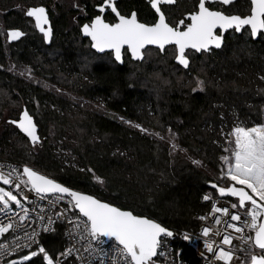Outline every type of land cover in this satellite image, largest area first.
Masks as SVG:
<instances>
[{
    "label": "trees",
    "instance_id": "obj_1",
    "mask_svg": "<svg viewBox=\"0 0 264 264\" xmlns=\"http://www.w3.org/2000/svg\"><path fill=\"white\" fill-rule=\"evenodd\" d=\"M39 2L51 5L54 0H0V6L7 10L4 13L6 24L23 23V11L17 9L16 4L28 7ZM99 2L66 0L64 4L62 0L56 1L52 12L55 35L50 45L35 32L15 43L5 41L0 33V65H3L0 68V160L18 166L27 163L67 186L158 218L175 233L187 231L191 239H177L175 243L187 264H202V256L193 245L200 228L195 216L210 207V202L202 200L204 194L219 195L208 181L222 185L217 181L221 168L218 158L228 146L223 138L213 143L219 135V113L223 110L226 114L225 132L231 130L228 125L233 121V113L241 120L248 118V126L262 122L260 106L264 105V93L258 94V90L264 88V84L259 82L258 75L264 74L261 72L264 69V37L250 39L248 33L244 36L229 34L223 52L196 59L195 66L205 67L209 77L229 85L235 81L238 86L225 87L222 93L211 89L210 95L191 93L190 86H186L191 77L172 56L166 66L157 63L155 58L139 63L128 54L123 64H110L102 59L93 61L92 57L98 56V52L88 47L89 38H84L78 25L100 14L95 8ZM73 3H79L82 10L74 8ZM117 3L122 13L135 9L142 21L153 19L154 10L147 0H117ZM191 4L181 0L179 10L190 9ZM105 16L108 21H115L110 10ZM73 17H76L75 22ZM245 43L254 54L233 58V51ZM151 49L156 50L155 47ZM168 54L169 50L167 57ZM204 60L207 63L201 65ZM23 65H29L45 78L56 80L80 98L74 99L63 91L46 88L20 76L17 68ZM153 73H159L161 78ZM164 80L170 83L165 84ZM4 91L11 94L10 100L15 106L4 99ZM36 101H39V108ZM213 103L223 104L224 108L213 109L210 107ZM24 106L35 113L44 138L42 147L34 154L25 147L28 142L24 135L16 126L7 123L17 118ZM121 116L144 125L152 133H163L170 125L179 134L178 143L188 149L187 156L202 159L205 167L193 165L179 151L169 155L167 139L141 133L122 122ZM94 136L100 139L93 141ZM116 148L126 150L127 156L113 157ZM65 159L68 164L64 163ZM73 164L76 167H72ZM89 164L99 174L112 177L110 186H96L87 174L78 170ZM150 194L155 204L148 201ZM169 204L172 207H168ZM55 229V232L42 233L40 243L50 252L59 253L66 247L67 240L63 224L57 223ZM74 257L68 258V264H80ZM33 259L41 264L42 258Z\"/></svg>",
    "mask_w": 264,
    "mask_h": 264
},
{
    "label": "snow or ice",
    "instance_id": "obj_2",
    "mask_svg": "<svg viewBox=\"0 0 264 264\" xmlns=\"http://www.w3.org/2000/svg\"><path fill=\"white\" fill-rule=\"evenodd\" d=\"M148 3L154 10L150 22L138 18V11L135 9L122 13L118 8L117 0H100L95 5L100 14L91 17L87 23L78 25L81 33L86 38H90L88 47L102 54L101 59L107 60L110 64H123L126 54L130 55L133 61L145 63L151 58L150 49L153 46L159 54L164 55L171 48L176 64L188 77H191L186 84L190 86L191 93L202 92L210 95L211 89L222 93L225 87L238 86L235 81L229 85L228 82L209 77L205 67L195 66V57L197 54L207 57L217 53V50L223 52L227 48L225 37L229 32L241 36L248 33L250 39L264 37V0H249L247 14H235L226 10L235 3V0H193L191 9L183 11L179 10L181 0H148ZM72 6L82 10L79 3H73ZM15 7L23 10L26 18L34 20L35 28L42 33L43 41H53L54 28L50 22L49 10L44 4L29 6L26 9L19 4ZM109 10L114 14L115 22L107 20L105 13ZM72 19L76 21V17ZM5 31L8 41H19L26 35L18 27L8 28ZM253 54L245 43L238 50L233 51V58L251 57ZM200 63L206 64L207 60ZM2 67L3 65H0V68ZM25 72L28 78H34L30 67L25 66V71L20 75H24ZM261 72L264 73V69ZM153 75L158 79L161 78L159 73ZM258 80L264 84V74H259ZM164 83L169 84L170 81L164 80ZM57 91L60 92L61 89ZM260 93H264V88L258 90V94ZM10 95L7 91L3 92L4 99L15 106V102L10 100ZM36 104L39 108V101H36ZM53 107L55 108V105ZM210 107L223 109L224 105L213 103ZM260 108L261 112H264V105ZM119 119L141 133L157 136L161 140L166 139L159 132L150 133V130L140 123L126 120L122 116ZM219 121L218 139L213 143H219L220 138H223L224 143L228 145L223 148V152L227 154H222L218 158L221 168L217 181L224 186H219L212 180L208 183L218 191L223 199V206H218L217 201L210 194H204L202 200L211 203V210L199 219L205 221L210 218L215 225L221 224L219 214H223L228 219L224 221V233L218 249L214 251L215 242L208 239H205L204 246L208 252L213 253L217 261H224L225 264H264V122L252 123L248 126L250 122L248 118L241 120L233 113V121L228 125L231 130L225 132L226 114L223 110L219 113ZM7 123L16 126L24 135L28 142L25 147L31 153L34 154L42 147L44 138L38 130V121L35 119V113L27 106L19 111L17 118L10 119ZM167 133L169 155L179 151L187 156L188 149L178 143L179 134L174 132L170 125ZM92 139L95 141L100 137L94 136ZM112 156L126 157L127 151L116 148ZM187 158L193 165L205 167L202 159L191 156ZM64 163L69 162L65 159ZM71 166L76 167L75 164ZM8 168L10 170H0V182L7 186L0 187V205H2L0 213L4 214L6 221H0V239H4V243H0V262H3L9 251L21 253L27 249L25 254L18 255V260L8 259L6 264H25V262L36 264L33 258H42L41 264H68V258L73 257L74 253V258L80 264H95L96 261L99 264H155V260L164 255L160 249L167 247V238L176 235L158 218L139 214L133 208H125L113 201L66 186L27 163L19 168L11 165ZM78 170L87 174L94 185L102 188L110 186L112 177L99 174L94 166L89 164ZM25 189L41 199L51 195L52 201L44 207L55 208L58 203L65 201L66 206H63L61 211H53L51 215L44 212L42 207L40 212L44 214L37 213L32 217L30 212L36 213L37 209L36 207L30 209L24 203L30 199V196L25 194ZM230 198H235V202H231ZM147 199L153 204L156 202L151 194ZM168 207L172 205L169 204ZM15 209L20 211L17 212ZM8 212L12 213L11 217L8 216ZM45 219L47 223H44ZM37 221L39 228L44 232H55L57 230L52 225L56 221H66L69 228L65 235L73 241L77 236L80 241H87L83 246L84 252L88 254L87 258L74 244H69L59 253L50 252L39 242V233L32 227ZM25 224L31 229L30 232L24 230ZM245 228L251 230L254 235L245 234ZM229 229L233 233L240 234L238 247H232L234 236L229 234ZM17 231L24 234L23 244L15 234ZM201 232L204 237H208L213 232V228L203 226ZM5 234L11 239H7ZM216 235L219 236L221 233L217 231ZM183 239L189 240L191 237L185 234ZM106 242L111 244L107 250L104 247ZM241 250L244 251L243 257L236 255Z\"/></svg>",
    "mask_w": 264,
    "mask_h": 264
},
{
    "label": "built area",
    "instance_id": "obj_3",
    "mask_svg": "<svg viewBox=\"0 0 264 264\" xmlns=\"http://www.w3.org/2000/svg\"><path fill=\"white\" fill-rule=\"evenodd\" d=\"M9 165H11L12 167H18V168L20 167L17 164L9 163V162L4 161V160H0V170H4V169L10 170V168H8ZM0 184L3 185L2 182H0ZM25 194L26 195H29L30 196V199H29V201H26L24 203L30 209L32 207H36V209H37V212L36 213L30 212V216H32V217H35L37 215V213H40L41 215H43L44 213L43 212H40V209L42 207L46 206V205H49L50 202L53 199V197L51 195H49L47 198L41 199L40 197L35 196L34 193H30L27 189H25ZM212 198L217 201L218 206H223V199L219 195L216 196V197H212ZM231 202H234V201L231 199ZM63 206H66V201L65 202H61V203H58L55 206V208H47V207H44V212H47L49 215H51V213L53 211H61ZM0 207H2V205H0ZM210 210H211V203H210V207H209V209L207 211L202 212V213H198L195 216L196 220L200 224V228H199V230H198V232H197V234L195 236V240L193 242V245L195 246L197 252L202 256V264H225L224 261H217L214 258L213 253L208 252L207 249L204 246L205 239H208L210 241H214L215 242L214 243V251L216 249H218V247L220 246V243L219 242H220V240H222V236H223V233H224V227H225L224 221L226 219H228L227 217L223 216V214H219V215H221V224L220 225H215L210 218L208 220L201 221L199 219V217L202 216V215H207L210 212ZM15 211L19 212L20 210L19 209H15ZM242 211L243 210H241V212ZM7 214H8L9 217L12 216V213L11 212H8ZM53 219H55V218L53 217ZM242 219H243V216H242ZM0 221L6 222L5 219H4V214H2V213H0ZM29 223H31V221H29ZM44 223H47V219H45ZM57 223L63 224V226H64V234H65L66 230L69 228V224L66 221L65 222L56 221L52 225V227L55 228V226H56ZM203 226H208V227L213 228V232L210 233L208 237H204L203 234H202V232H201V228ZM32 227L35 228L38 231V233H39V236H38L39 242H40V237H41V234L42 233H50V232H44L43 230H41L39 228V221H37L36 223H34L32 225ZM24 230L25 231H29V232L31 231V229H29L27 227V224L24 225ZM217 231H219L221 233V235L217 236L216 235V232ZM228 232H229L230 235H233L234 236L232 247H234V248L235 247H238L239 244H240V240L238 238L240 236V234L233 233V231L230 230V229L228 230ZM244 233L245 234H253L254 235V233H251V230H249L247 228L244 229ZM15 234H16L17 237H19L20 243L23 244L24 243V234H23V232L17 231ZM185 234L189 235V233L187 231H183L181 233H176V235L174 237H172V238H167V247L160 249V251L163 252L164 255L163 256H160L158 259H156L155 260V264H187V262L181 256V250H180V248L175 243V241L177 239H183V236ZM5 235H6V238L7 239H9V240L11 239V237L8 234H5ZM65 237H66V240H67L66 247L69 244H74L75 247L80 250L81 254L85 258H87L88 254L86 252H84V248H83V246L87 244V241H80L78 236L76 237V240L75 241H73L72 239H70V237L67 236V235H65ZM106 241H107V238H106ZM0 243H4V239H0ZM104 247L107 250L108 248L111 247V244L106 242L104 244ZM225 247L228 248L229 246H225ZM26 251H27V249H24L21 253H25ZM254 251H258V249H254ZM21 253H12L11 251H9V254L3 258V262H0V264H6V261L8 259H15ZM236 255L243 257L244 256V251L243 250L238 251L236 253ZM73 256H75V253L73 254ZM95 264H99V262L96 261Z\"/></svg>",
    "mask_w": 264,
    "mask_h": 264
},
{
    "label": "rangeland",
    "instance_id": "obj_4",
    "mask_svg": "<svg viewBox=\"0 0 264 264\" xmlns=\"http://www.w3.org/2000/svg\"><path fill=\"white\" fill-rule=\"evenodd\" d=\"M36 4H38V3H36ZM6 12V9H4L3 7H2V11H0V26L2 27V35H3V38L5 39V41H7V39H6V31H5V29H4V26H5V24H6V17H5V13ZM85 38V37H84ZM90 40V39H89ZM7 49H8V47H7ZM94 50V49H93ZM95 51V50H94ZM169 51H170V54H168V57H167V54L166 55H164V54H159V53H155L156 52V50H154V49H150V53H151V58L149 59V61H151L152 59H156V61H157V63H161L163 66H166L167 65V61L170 59V57L172 56V49L171 48H169ZM96 52V51H95ZM52 53V52H51ZM97 53V52H96ZM98 54V56H95V57H92V60L94 61L95 59L96 60H101V56H102V54H99V53H97ZM169 58V59H168ZM107 61V60H106ZM25 66H28V67H30L29 65H23V66H21V67H18L17 68V70H18V74L20 75V73L21 72H24L25 71ZM14 67L12 66V69H13ZM31 69H32V72H33V77L34 78H32V79H30V78H28V75H27V73L25 72V74L24 75H20V76H22V77H25V78H27L28 80H30V81H32V82H35V83H37L38 85H41V86H44V87H46V88H49V89H61V91H63V92H65V93H67V94H69V95H71V97L72 98H75V99H79L80 98V96H77L76 94H74V93H71L66 87H62L61 85H59L58 83H57V81L56 80H53V79H49V78H45V77H43V76H41V75H39V74H37V73H35L34 72V69L32 68V67H30ZM165 69H166V67H164ZM169 71L171 72V69L169 68ZM175 72L177 73V68H175ZM85 102H89V101H85ZM84 102V103H85ZM264 112H263V114H262V121H264ZM134 122V121H133ZM137 123V122H136ZM144 126V125H143ZM145 127V126H144ZM146 128V127H145ZM167 128H168V126H167ZM148 129V128H147ZM174 131V130H173ZM150 132L152 133V131L150 130ZM175 132V131H174ZM160 133V132H159ZM164 133V134H163ZM163 133H160L161 135H163V136H165L166 137V139H167V136H168V133H167V130L165 131V132H163ZM222 154H224V152L222 153ZM221 154V155H222ZM227 154V153H226ZM222 184V183H221ZM223 185V184H222ZM0 187H7V186H5V185H2V184H0ZM13 191H15L14 189H12ZM207 194H210V193H207ZM211 195V194H210ZM212 196V195H211ZM235 202V201H234ZM34 250V249H33ZM25 254V253H24ZM18 260V259H17Z\"/></svg>",
    "mask_w": 264,
    "mask_h": 264
},
{
    "label": "flooded vegetation",
    "instance_id": "obj_5",
    "mask_svg": "<svg viewBox=\"0 0 264 264\" xmlns=\"http://www.w3.org/2000/svg\"><path fill=\"white\" fill-rule=\"evenodd\" d=\"M56 1H58V0H54L53 4H51V5L45 4L43 2H39L38 3V4H44L48 8L49 14H50V20H51V23L53 25V28H54V21H53V18H52V12L56 8V4H55ZM186 1H188L189 3H193V0H186ZM62 2L65 4L66 0H62ZM38 4H34V5H30V6H35V5H38ZM16 5H18V4H16ZM19 5H21L23 9L27 8V6L22 5L20 3H19ZM249 6H250L249 0H235V3L231 7L226 8V10L228 12H230V13H235V14H247ZM191 7H192V4H191ZM0 11H2V7L1 6H0ZM6 12H7V10H6ZM24 21H23V23L22 22H18L17 25H7V24H5L4 29L6 30L8 28L18 27V28H21V30L24 31L26 34H28L30 32H35L36 35L38 34V35H40L42 37V33H40L39 30L35 28L34 20H30L29 18L25 17ZM0 33H2V27L1 26H0ZM229 34L232 35L229 32V33L226 34V37ZM246 34L247 33H245V35ZM54 35H55V28H54ZM237 35H239V34H237ZM218 51L219 50H217V52ZM199 57H203V56L197 54L196 57H195V60L198 59Z\"/></svg>",
    "mask_w": 264,
    "mask_h": 264
},
{
    "label": "water",
    "instance_id": "obj_6",
    "mask_svg": "<svg viewBox=\"0 0 264 264\" xmlns=\"http://www.w3.org/2000/svg\"><path fill=\"white\" fill-rule=\"evenodd\" d=\"M89 21V20H88ZM88 21H86V22H84V23H87ZM50 22H51V20H50ZM110 22V21H109ZM115 22V21H114ZM83 23V24H84ZM83 35V34H82ZM84 36V35H83ZM85 37V36H84ZM24 37H22L20 40H22ZM90 39V38H89ZM19 40V41H20ZM8 41V40H7ZM9 43H15V42H18V41H8ZM47 45H50L51 43H52V41L51 42H45ZM153 47H155V46H153ZM96 51V50H95ZM97 52V51H96ZM40 129V127H39V125H38V130ZM39 132H40V130H39ZM67 186V185H66ZM219 186H224V185H219ZM89 194H91V193H89ZM173 231V230H172Z\"/></svg>",
    "mask_w": 264,
    "mask_h": 264
}]
</instances>
